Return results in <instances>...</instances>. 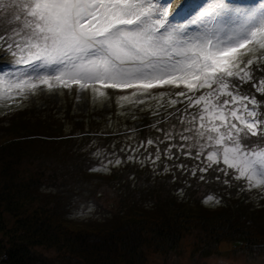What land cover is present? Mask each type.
<instances>
[{"label":"snow or ice","instance_id":"snow-or-ice-1","mask_svg":"<svg viewBox=\"0 0 264 264\" xmlns=\"http://www.w3.org/2000/svg\"><path fill=\"white\" fill-rule=\"evenodd\" d=\"M174 3L0 0V49L11 56V64L26 66L7 72L0 67V85L6 77H13L7 88L18 90L50 80L64 86L83 81L82 88L89 81L104 82L109 88L149 89L176 80L189 90L216 85L207 93L216 97L214 104H208L205 95L195 103L205 102L204 110L210 113L219 109L214 112L219 124L201 123L195 132L198 139L188 147H195L199 156L205 147L201 140L230 145L222 148L223 162L238 173L234 178L264 186V105L255 94L242 90L250 83L264 99V77H256L253 59L244 60L260 51L256 71L264 72L259 66L264 63V0L249 7L210 0L196 12L190 11L188 0L173 7ZM8 17L12 19L5 24ZM171 135L166 132L164 138ZM251 137L258 139L253 142ZM166 155L171 158V148ZM215 155L210 152L207 160L212 162ZM159 158L158 149L152 162ZM228 168L220 170L227 175Z\"/></svg>","mask_w":264,"mask_h":264},{"label":"trees","instance_id":"trees-1","mask_svg":"<svg viewBox=\"0 0 264 264\" xmlns=\"http://www.w3.org/2000/svg\"><path fill=\"white\" fill-rule=\"evenodd\" d=\"M45 112L19 110L0 121V264H53L36 247L62 249L82 264H144L145 250L175 252L193 232L200 257L227 244L264 254V197L254 203L234 174L225 179L204 166L179 177L128 160L95 171L85 148L94 120L75 118L69 105ZM99 197L109 199L106 212L71 217L82 198L99 204Z\"/></svg>","mask_w":264,"mask_h":264},{"label":"rangeland","instance_id":"rangeland-1","mask_svg":"<svg viewBox=\"0 0 264 264\" xmlns=\"http://www.w3.org/2000/svg\"><path fill=\"white\" fill-rule=\"evenodd\" d=\"M181 2L183 0H175L173 7ZM188 2L190 11L196 12L210 0H188ZM229 2L233 6L249 7L257 3V0H229ZM11 19L8 17L3 22L7 23ZM260 56L261 52L257 51L255 54L249 53L244 57L245 61L254 60L251 66L254 73L257 67L256 58ZM11 59L9 54L0 50V67L6 72L26 67L11 64ZM262 64L259 63V66L261 67ZM243 66L242 64L241 67ZM255 75L259 78L258 74L255 73ZM11 79L13 77H6L4 84L0 85V121H5L19 110L28 112L43 110L46 111L45 113H57L69 105L70 113L75 118L87 117L94 120L91 127H88L89 136L85 141V148L93 157L95 171L106 172L112 166H118L126 160L137 164L148 163L153 170L171 171L179 177L186 175L188 171L195 176L197 168L204 166L219 168L213 172H223L220 169L228 168L223 162L222 148L230 145H216L214 141L208 144L206 140H201L200 143H204L205 147L199 156L196 155L195 147H188L195 144L198 139L195 132L200 128L201 123L206 127H210L213 123L219 124L214 116V112L219 109H213L210 113L204 110L205 102L195 103L200 95L207 97V93L214 91L216 85L212 88L205 86L189 90L183 81L176 80L173 83L161 84L149 89L109 88L104 82L89 81L87 86L82 88L81 84L85 83L83 81L69 82L68 86H64L56 80H50L49 84L34 81L35 87L18 90L7 88V83ZM252 89L255 88L248 83L242 90L252 94ZM189 97L193 100L191 105H189ZM215 101V96L207 97L208 104H214ZM229 107L231 105L225 106V108ZM193 117H195L194 120ZM186 128L191 130L185 131ZM166 132L172 134L170 139L164 138ZM182 135L192 139L183 140ZM149 139L154 141L152 145L147 144ZM169 148H171V158L166 155V150ZM158 149L160 158L153 163L152 160L155 159ZM210 152L216 153L212 162L207 160ZM117 159L120 161L118 164L115 163ZM232 174L238 175L235 169L228 168V174L223 173V177L229 179L233 176ZM235 184L237 186L246 185L248 195L256 204L264 197V186L255 187L254 183L249 185L244 178L236 179ZM209 197L212 196H207L206 203L213 201V197L211 200L208 199ZM98 202L99 204L89 198H82L72 208L71 217L81 221L109 209V199L99 197ZM197 235L198 233L195 232L185 235L175 252L161 254L145 250L144 264H264V254L248 256L240 251L236 252L232 244L224 245L214 255L200 257L193 253L192 246ZM35 251L52 260L53 264H82L75 255L62 251V249L36 247Z\"/></svg>","mask_w":264,"mask_h":264}]
</instances>
